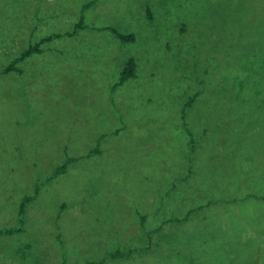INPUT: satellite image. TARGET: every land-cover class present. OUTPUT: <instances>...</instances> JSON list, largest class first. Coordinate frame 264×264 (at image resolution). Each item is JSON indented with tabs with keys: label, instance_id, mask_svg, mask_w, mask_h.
<instances>
[{
	"label": "rangeland",
	"instance_id": "rangeland-1",
	"mask_svg": "<svg viewBox=\"0 0 264 264\" xmlns=\"http://www.w3.org/2000/svg\"><path fill=\"white\" fill-rule=\"evenodd\" d=\"M90 1L0 0V264H264V0Z\"/></svg>",
	"mask_w": 264,
	"mask_h": 264
},
{
	"label": "trees",
	"instance_id": "trees-1",
	"mask_svg": "<svg viewBox=\"0 0 264 264\" xmlns=\"http://www.w3.org/2000/svg\"><path fill=\"white\" fill-rule=\"evenodd\" d=\"M95 0H92L90 2H88L86 5H84V7H87L89 6L90 4H92ZM147 11H149L147 9ZM149 16V15H148ZM85 25L83 23V20L82 18L76 23L74 29L70 32L67 33V35L69 36H72L74 34H76L80 29L84 28ZM104 29H109L118 39H120L121 41L122 40H128V41H131L133 40L134 36L133 34H122L121 32H119V30L117 28H114V27H105ZM60 34H55L54 37H59ZM52 36H48V37H44L42 38L38 43H35L34 45H30L29 47H27L18 57L14 58L11 60V62H9L3 69H2V72L4 73H7L11 70H18L20 71L16 64L21 62L22 60H24V58H26L27 56H29L30 54L32 53H35V52H39L40 50V43H42L43 41L45 40H48V39H51ZM134 69H135V65H134V61L133 59H129L126 63V65L123 67V69L121 70L120 72V76H119V80L117 81V83L114 85V86H117V85H120L122 84L125 80L129 79V78H132L134 77ZM199 94V92H195L193 93L192 95H190L187 99V101L185 102L184 104V107H183V111L185 109V107L189 106L192 104V102L195 100V98L197 97V95ZM190 133V132H189ZM74 160V158H67L64 163L60 164L57 166V168L54 169L53 171V175H57L59 174V172H63L65 167H66V163L67 162H70ZM40 185L39 184H36V187H35V192L37 191L38 187ZM35 193L32 194V195H28V196H24L22 199H21V202L19 204V208H18V222L20 223V227L18 228H10V229H3L1 230L0 232H5V233H9V234H12L14 232H18V231H21L22 230V224H23V221H24V218H23V215H24V208H25V204L27 202H29L33 197H34ZM187 217V216H186ZM185 217V218H186ZM174 221L175 220H180V219H173ZM109 257L111 258H126L128 257V253L127 252H124L122 253L120 250H114L112 252H110L108 254ZM103 260V259H102ZM101 260V261H102ZM61 264H65V263H61ZM85 264H95L93 262H87Z\"/></svg>",
	"mask_w": 264,
	"mask_h": 264
}]
</instances>
